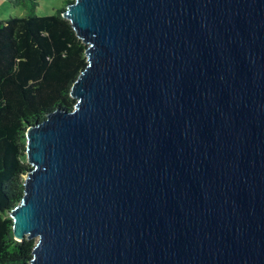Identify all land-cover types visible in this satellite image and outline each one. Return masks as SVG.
I'll return each instance as SVG.
<instances>
[{
	"label": "water",
	"instance_id": "1",
	"mask_svg": "<svg viewBox=\"0 0 264 264\" xmlns=\"http://www.w3.org/2000/svg\"><path fill=\"white\" fill-rule=\"evenodd\" d=\"M87 45L26 132L29 264H264V0H73Z\"/></svg>",
	"mask_w": 264,
	"mask_h": 264
},
{
	"label": "trees",
	"instance_id": "2",
	"mask_svg": "<svg viewBox=\"0 0 264 264\" xmlns=\"http://www.w3.org/2000/svg\"><path fill=\"white\" fill-rule=\"evenodd\" d=\"M39 0H10L23 16L0 20V264H29L35 239L13 234L11 210L24 194L26 132L47 114L71 111V87L87 66V45L62 13L38 15Z\"/></svg>",
	"mask_w": 264,
	"mask_h": 264
},
{
	"label": "rangeland",
	"instance_id": "3",
	"mask_svg": "<svg viewBox=\"0 0 264 264\" xmlns=\"http://www.w3.org/2000/svg\"><path fill=\"white\" fill-rule=\"evenodd\" d=\"M66 0H39L36 13L38 15H47L55 12L58 8L65 5ZM25 9L20 6H14L10 0H0V20L10 17L23 16Z\"/></svg>",
	"mask_w": 264,
	"mask_h": 264
}]
</instances>
